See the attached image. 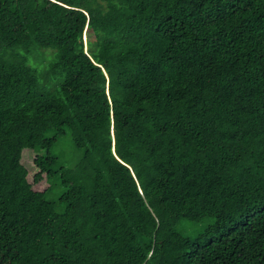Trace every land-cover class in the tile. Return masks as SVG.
Returning <instances> with one entry per match:
<instances>
[{
  "label": "trees",
  "instance_id": "trees-1",
  "mask_svg": "<svg viewBox=\"0 0 264 264\" xmlns=\"http://www.w3.org/2000/svg\"><path fill=\"white\" fill-rule=\"evenodd\" d=\"M0 264H264V0H0Z\"/></svg>",
  "mask_w": 264,
  "mask_h": 264
},
{
  "label": "rangeland",
  "instance_id": "rangeland-1",
  "mask_svg": "<svg viewBox=\"0 0 264 264\" xmlns=\"http://www.w3.org/2000/svg\"><path fill=\"white\" fill-rule=\"evenodd\" d=\"M67 144H68V150H69V156L68 157L71 160H73V159L78 160L80 154L72 149V145H71L70 141H68ZM182 224H188V226L186 228L181 227V232L185 235H188V236H195V234H197V231H198L199 226H200L198 224H194V223L188 222V221H182L180 223V225H182Z\"/></svg>",
  "mask_w": 264,
  "mask_h": 264
}]
</instances>
